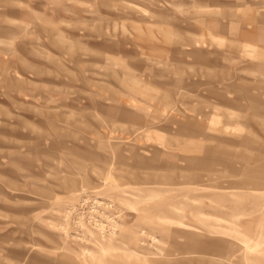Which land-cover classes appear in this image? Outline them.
I'll return each instance as SVG.
<instances>
[{
  "label": "rangeland",
  "instance_id": "rangeland-1",
  "mask_svg": "<svg viewBox=\"0 0 264 264\" xmlns=\"http://www.w3.org/2000/svg\"><path fill=\"white\" fill-rule=\"evenodd\" d=\"M0 264H264V0H0Z\"/></svg>",
  "mask_w": 264,
  "mask_h": 264
}]
</instances>
